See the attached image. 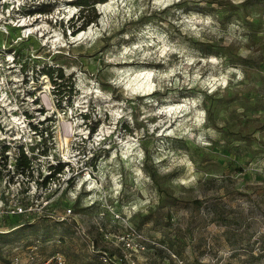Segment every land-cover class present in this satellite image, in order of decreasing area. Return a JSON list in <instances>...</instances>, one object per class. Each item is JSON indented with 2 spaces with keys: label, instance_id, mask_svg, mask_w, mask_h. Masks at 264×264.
Returning <instances> with one entry per match:
<instances>
[{
  "label": "rangeland",
  "instance_id": "obj_1",
  "mask_svg": "<svg viewBox=\"0 0 264 264\" xmlns=\"http://www.w3.org/2000/svg\"><path fill=\"white\" fill-rule=\"evenodd\" d=\"M75 1L0 0V123L41 120L88 179L50 217H0L1 263L40 237L94 264L134 229L135 264H264V0H89L86 26ZM137 71L150 90L128 88Z\"/></svg>",
  "mask_w": 264,
  "mask_h": 264
},
{
  "label": "built area",
  "instance_id": "obj_2",
  "mask_svg": "<svg viewBox=\"0 0 264 264\" xmlns=\"http://www.w3.org/2000/svg\"><path fill=\"white\" fill-rule=\"evenodd\" d=\"M2 1L7 2V0ZM9 19L14 20L12 17ZM42 124L41 120L25 116L13 125L3 124L7 125L5 127L1 124L7 129L4 133L5 136L0 138V217L20 216L25 221L50 217L48 208L56 199V195L59 196L60 193L67 191L70 196H76L73 193L77 189L79 178L81 186H87L88 179L82 181L83 175L78 176L77 172H74L76 169H73L74 162L77 161L75 153L77 150L69 147L64 153L57 152L56 154L54 145L51 148L47 145L51 136L48 137L47 128L42 127ZM69 133L68 137L74 144L76 133ZM1 135L3 133L0 128ZM64 138L66 141V137ZM21 154H25L28 158V166L24 169H18L16 165ZM91 157L83 162L86 163L85 169L88 170L83 174L90 179L92 177L89 172L94 173L92 167L95 164V158ZM18 178L28 181V186L22 187ZM92 180L94 179L92 178ZM90 200L88 199V202ZM109 209L112 210L111 207ZM99 212L100 216L106 213L105 209ZM63 213L59 217L56 216L55 219L67 220L72 215V210L68 207ZM113 218L121 217L118 213L113 212ZM99 229L102 231V228L99 227ZM82 235L88 238L87 234L83 233ZM104 236L114 237L113 245L119 253L99 251L94 264H135L132 258L133 254L143 249L141 235L137 231L128 229L126 232H109ZM89 244L93 246L91 242ZM39 246L40 240L34 238L24 247H15L20 252L13 254L11 264H74L70 263L59 251L42 256ZM23 251H27L24 254V261L21 258ZM0 264H2L1 260Z\"/></svg>",
  "mask_w": 264,
  "mask_h": 264
},
{
  "label": "trees",
  "instance_id": "obj_3",
  "mask_svg": "<svg viewBox=\"0 0 264 264\" xmlns=\"http://www.w3.org/2000/svg\"><path fill=\"white\" fill-rule=\"evenodd\" d=\"M88 1L89 0H78V1H75L77 4H79L80 6H81V8L82 9H80V11L78 12V14H77V18L79 19V18H83V22H82V24L83 25H85L86 26V24H88L90 21H92L93 20V18L94 17H92V18H86V19H84L85 18V16H82V14H81V12H83V10H84V8L88 5ZM97 1H104V0H97ZM37 8V7H36ZM35 8V9H36ZM34 9V10H35ZM34 10H32V12L34 11ZM72 22V19H70L69 20V24H68V26H71V27H73V24L71 23ZM74 32V31H73ZM77 33V32H76ZM49 71H47L50 75L52 74V72L50 71V70H52L51 68H49L48 69ZM58 75H59V77L58 78H61V73H58ZM52 81H54L55 82V79L54 80H52ZM56 83V82H55ZM58 85H60V84H58ZM16 165H17V168L18 169H24L25 167H27L28 166V158L26 157V155L25 154H21L20 156H19V158L17 159V162H16ZM46 217H43V218H39V219H36V220H43V219H45ZM51 220V219H50ZM54 222H56V223H62L63 221H59V220H54ZM24 225L25 224H27V223H23ZM35 239H40L41 240V238L40 237H34ZM33 238V239H34Z\"/></svg>",
  "mask_w": 264,
  "mask_h": 264
},
{
  "label": "bare ground",
  "instance_id": "obj_4",
  "mask_svg": "<svg viewBox=\"0 0 264 264\" xmlns=\"http://www.w3.org/2000/svg\"><path fill=\"white\" fill-rule=\"evenodd\" d=\"M24 22V21H23ZM20 23V25H24V23ZM19 25V24H18ZM21 25V26H22ZM23 30V29H22ZM32 29L31 28H26L24 29V33H26V35H29ZM151 72L150 71H137V73H135L132 77L128 78L129 83H127L126 85L128 86V88L132 91H136L135 88H138L140 86H144V88H146L147 90H150L151 87ZM145 89V90H146ZM150 91L146 92L149 93ZM119 114V113H118ZM72 127V126H71ZM69 132V131H68ZM65 136V135H64ZM62 138V137H61ZM69 139V137H67ZM65 142V141H64ZM126 146V145H125ZM125 149V148H124ZM130 149V145H127V149L126 151L129 152Z\"/></svg>",
  "mask_w": 264,
  "mask_h": 264
}]
</instances>
